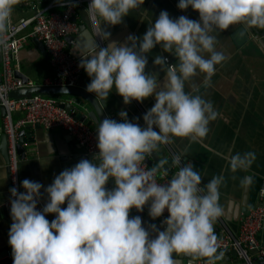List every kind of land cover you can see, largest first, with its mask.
<instances>
[{"label":"clouds","instance_id":"9594fccd","mask_svg":"<svg viewBox=\"0 0 264 264\" xmlns=\"http://www.w3.org/2000/svg\"><path fill=\"white\" fill-rule=\"evenodd\" d=\"M19 2L0 0V45ZM143 3L89 0L85 13L95 36L78 42L73 50L80 57L78 67L90 78L86 90L95 97L106 101L115 90L125 105L154 97L142 115L143 126L136 117L130 121L123 109L119 121L102 118L95 131L98 151L92 159L82 158L64 168L47 186L25 178L20 181L24 191L9 189L12 264H175L174 253L205 258L207 264L220 259L214 224L222 215L218 201L223 174L202 183L194 165L181 162L183 156L177 155L176 173L158 183L154 177L158 171L166 174L165 161L150 170L141 162L174 137L200 141L207 136L219 113L211 101L186 91V82L198 74L210 78L226 59L217 48L215 31L243 24L244 36L252 28L264 29V0H178V9L191 7L198 19L173 18L161 10L141 37L110 41L107 26L120 24ZM97 37L107 43L101 46ZM157 45L178 61L170 65L166 56L155 55L152 64L164 72L162 83L158 72L145 71L147 54ZM225 159L232 172L244 171L255 153L236 152ZM38 160L42 166L49 162ZM240 183L247 186L252 177L243 176ZM45 194L46 202L38 209ZM146 204L153 220L168 213L162 227L146 225L139 215L129 216L130 209L142 211ZM50 213L55 214L51 221L46 218Z\"/></svg>","mask_w":264,"mask_h":264},{"label":"crops","instance_id":"0c3cea01","mask_svg":"<svg viewBox=\"0 0 264 264\" xmlns=\"http://www.w3.org/2000/svg\"><path fill=\"white\" fill-rule=\"evenodd\" d=\"M38 1L40 6L50 2V0ZM177 2L178 0H144L140 7L131 10L127 16L123 17L120 24L107 26L106 30L111 33L109 40L123 43L129 35L141 37L161 10H166L173 18L185 15L193 20L198 19L197 11L191 7L180 10L176 7ZM80 8L77 9V19L83 25L88 22V19L85 8ZM21 9L17 5L13 7L12 16L15 20L27 16V13ZM243 30L242 24H236L230 25L226 30L215 31L213 35L217 38V48L225 53L226 59L216 66V71L210 78L205 79L203 74H198L191 81L186 82V91H190L194 95H201L211 101L219 113L217 119L210 122V131L207 136L200 141L174 137L170 143L159 145L155 150L160 160L165 163L166 159L174 160L177 155H182L181 162H191L195 169L201 173L202 183H206L213 175L223 174L225 179L219 190L218 201L222 208V215L214 224V228H222L223 225H220V220H222L225 227L232 232L238 231L241 216L249 209L258 206L264 207V49L253 35L246 33L241 36L240 33ZM93 38L92 30L89 33L80 28L79 34L74 38L72 51L78 42L83 43ZM261 38L263 39L264 36ZM105 43L107 42L102 41L101 46H104ZM157 54L166 56L167 63L170 65H175L178 61L173 54L163 52L159 45L147 54L148 64L145 71L158 72V79L162 83L165 78L164 72L159 66L152 64V60ZM13 66L29 79L38 83L54 74L49 58L40 52L33 39L29 40L19 52L18 59L14 60ZM1 70L2 64L0 63ZM80 80L89 83L90 78L84 70ZM193 89L195 90L193 91ZM51 96L65 104L75 100L77 113L81 110H90L81 97L69 94ZM154 102V97L149 96L142 102L133 100L125 105L122 97L113 90L105 104L112 116H118L120 119L118 113L123 109L126 110L130 121L136 117L138 119L135 122L143 126L142 115ZM12 115L16 120L22 113L15 112ZM22 130L26 132L23 136L26 141L22 145L24 148L23 157L19 154L20 181L27 178L47 186L52 182L54 176L64 168L85 158L83 150L76 140L60 128L47 130L42 126L28 125ZM3 135V118L0 117V254L9 247L8 230L10 227V213L4 207V202L8 197L9 175L4 156L5 140ZM246 151L255 153L252 165L247 170L232 172L225 157L236 152ZM38 159H48L49 162L42 166ZM158 165L159 162H155L154 167ZM167 165L171 168V174L179 167L176 164ZM171 174L165 175L169 179ZM243 176H251L252 183L243 186L240 183ZM41 192L43 193V188ZM41 199L45 203L46 194ZM54 215L47 214L46 218L51 221ZM141 218L146 222V225L151 224L148 219ZM158 227H162L161 223ZM258 237L264 240V221ZM220 254L225 256V260L221 263L216 260L214 264L224 262L232 264L238 258L232 249H230L229 255H225L224 252ZM173 259L175 264L193 263L190 255L182 253H174ZM200 260L198 257L197 263Z\"/></svg>","mask_w":264,"mask_h":264},{"label":"built area","instance_id":"2783aa9c","mask_svg":"<svg viewBox=\"0 0 264 264\" xmlns=\"http://www.w3.org/2000/svg\"><path fill=\"white\" fill-rule=\"evenodd\" d=\"M89 0H50L46 5L40 6L38 0H20L17 4L21 10L27 13V16L15 20L11 13V29L6 32L3 45H0L2 54V70L0 71V104L5 107L6 114L3 118V130L7 135L8 141V197L4 202V207L10 213V193L11 187H16L18 191H24L20 186L19 171V153L17 148L18 133L28 125L39 124L47 130L60 128L69 136L74 138L77 144L82 148L85 158L95 156L96 148L95 131L96 126H90L77 118V105L75 100L69 102L73 107L67 110L61 105L58 99L51 95H23L20 97H10L11 91L32 88L35 86H58L75 87L80 81L83 68L78 67L80 57L74 54L70 45L74 44V39L68 42L67 36L79 34L81 23L77 19V9L87 8ZM75 4V6H72ZM76 18L75 20L73 18ZM91 27V24H90ZM91 30L95 36L94 30ZM37 38L43 41L48 54L50 64L53 67L54 74L45 78L42 82H34L29 79L24 82L15 75V71H20L13 66L14 60L18 59L19 52L25 44ZM98 43L102 41L97 37ZM21 112L22 115L16 120L13 119V113ZM147 157V155H146ZM146 157L141 162V167L150 170L154 166H149ZM158 183L165 182L168 177L159 171L155 174ZM42 199L38 202L37 208H42ZM168 213L165 211L161 216L160 222ZM215 229L217 241L219 244V253L227 249L236 252L239 259L252 264L256 259H264V240L258 237L264 221V207L258 206L249 209L241 216L237 232H232L225 227ZM12 223L10 217V224ZM11 246L6 254L0 257V264H12ZM215 262V261H214ZM197 264H207L206 260H200Z\"/></svg>","mask_w":264,"mask_h":264},{"label":"water","instance_id":"95a60500","mask_svg":"<svg viewBox=\"0 0 264 264\" xmlns=\"http://www.w3.org/2000/svg\"><path fill=\"white\" fill-rule=\"evenodd\" d=\"M60 1H68V0H60ZM73 19L75 20L76 18L74 17ZM87 19H88V17H87ZM243 28H244V25H243ZM81 30H87L89 33L91 32L89 19H88V22L81 25ZM249 34L253 35L255 40L258 41V43L264 49V38L263 39L261 38V36H264V29L252 28L250 30ZM73 39H74L73 36H67L66 37V40L68 42H70ZM33 40L36 43L40 52L44 56L49 58L48 51H47L43 41H41L37 38H34ZM250 41L252 43H255L253 40H250ZM73 48H74V45H70V49L72 50ZM1 62H2V54H1V49H0V63ZM15 75L17 77H20L24 82L29 80L28 76H26L24 73H22L20 71H15ZM1 82H2V79L0 78V83ZM86 85H87V83H85L83 80H80L78 82V85L75 87L35 86L32 88H23V89L11 91L8 94V96L20 97L23 95H32V94H41V95L69 94V95H73V96H78V97H81L85 101V103L88 105V108H90L89 111L81 110L77 113L76 116L81 121L85 122L86 124H88L90 126H92V125L98 126V122L100 121V119L105 118V117H111V118L119 121L118 116H112L111 112L108 110V108L105 104V101H102L100 98L95 97V95L93 93H90L86 90ZM61 105L63 107H65L67 110H70L73 107L72 104L61 103ZM5 114H6L5 107L0 104V117L4 118ZM34 126L39 127L40 125L35 124ZM25 133L26 132L24 130H20V132L18 133L17 148H18L19 154L22 157H23V150H24L22 145L26 141L23 137ZM3 138L5 140V142H4V144H5L4 156H5V159L8 163V141H7V135L5 133L3 135ZM93 157L94 156H91L89 158L91 159ZM146 161H147L149 166H154L155 162H160L161 160H160L159 155L154 150L153 152H151L150 154L147 155ZM173 161L174 160L172 158L166 159V163L171 165V166L174 164ZM166 163L164 164L165 165L164 167L166 170V174L168 175V174H171V168H169V166ZM176 171L177 170H174V172L171 174V176H173L176 173ZM112 186H113L112 181L109 180L108 187H112ZM258 205H261V204H258ZM133 215H139L141 217H144V218L148 219L151 222V224L154 223L157 226H159V224L161 223L160 222L161 217H157L155 220H153L151 217L148 216V205L147 204L144 206L142 211H137L135 208L130 209L129 216L131 217ZM7 249L5 250L4 253L0 254V257H2L3 255L6 254ZM218 253H219V250H218ZM224 253H225V255H229L230 249L225 250ZM197 258L198 257L194 258V257L190 256V259L193 260V263H191V264H197ZM200 259L206 260L205 258H200ZM224 260H225V256H223V254H220V259L218 260L219 261L218 263H221ZM222 264H226V263L224 262ZM232 264H247V263L242 261L241 259L237 258V259H235L234 263H232ZM252 264H264V259H256L252 262Z\"/></svg>","mask_w":264,"mask_h":264}]
</instances>
